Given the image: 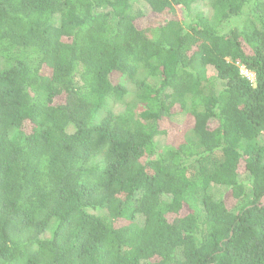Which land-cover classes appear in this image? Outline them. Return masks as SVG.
I'll use <instances>...</instances> for the list:
<instances>
[{"label": "trees", "instance_id": "16d2710c", "mask_svg": "<svg viewBox=\"0 0 264 264\" xmlns=\"http://www.w3.org/2000/svg\"><path fill=\"white\" fill-rule=\"evenodd\" d=\"M0 264H264V0H0Z\"/></svg>", "mask_w": 264, "mask_h": 264}, {"label": "rangeland", "instance_id": "374dc122", "mask_svg": "<svg viewBox=\"0 0 264 264\" xmlns=\"http://www.w3.org/2000/svg\"><path fill=\"white\" fill-rule=\"evenodd\" d=\"M143 5L142 4H136L135 5V7L136 8H140V7H142ZM152 21H154L153 19H149V20H147V21H145V25H147V23H152ZM236 24H238V23H235V25ZM242 74L244 75V76H246L247 78H249L252 82H254L255 81V76H254V74H252V73H249L246 69H242ZM116 76V78L118 79V80H120V76L119 75H115ZM116 79V80H117ZM175 123H180V125L182 126L181 128H179V127H177L174 131H175V133H177V132H181V133H183L184 132V129L185 130H188V129H190V122H188L187 121V116H179V117H177L176 119H175ZM182 123V124H181ZM179 129H180V131H179ZM171 137H169V138H160L159 139V143H160V145L162 146V147H166V146H168L169 144H171V143H173V141H172V139H170Z\"/></svg>", "mask_w": 264, "mask_h": 264}]
</instances>
